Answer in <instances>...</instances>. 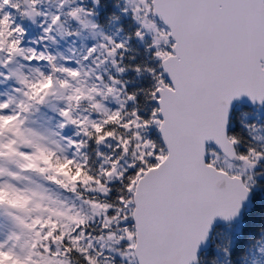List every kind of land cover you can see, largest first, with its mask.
I'll return each instance as SVG.
<instances>
[{
    "label": "snow or ice",
    "instance_id": "obj_1",
    "mask_svg": "<svg viewBox=\"0 0 264 264\" xmlns=\"http://www.w3.org/2000/svg\"><path fill=\"white\" fill-rule=\"evenodd\" d=\"M43 2L0 0V83L18 85L0 93V264H264V0H115L135 25L120 39L92 19L99 0ZM17 17L42 18L41 47ZM81 29L102 39L75 65L43 43ZM129 69L148 85L128 88ZM51 99L71 136L27 126ZM237 220L204 256L217 221Z\"/></svg>",
    "mask_w": 264,
    "mask_h": 264
},
{
    "label": "rangeland",
    "instance_id": "obj_2",
    "mask_svg": "<svg viewBox=\"0 0 264 264\" xmlns=\"http://www.w3.org/2000/svg\"><path fill=\"white\" fill-rule=\"evenodd\" d=\"M88 3H91V0H88ZM114 4L116 6L115 1H114ZM41 7L44 9H47L51 12H56V0H44ZM115 10H116L115 15H119L120 18L118 20H115V21L109 19L110 24L108 26L107 25L104 26V25L100 24L96 19V17H97L96 14L100 11L99 5L96 4L95 5V15L92 17V19L100 26V29H99L100 31H103L106 34H115L114 38L120 39V38H123L125 36L124 27H123V25H121V20L122 19H127V20L129 19L130 23L132 25H134V24H133L130 17H125V16L120 15L119 9L117 7H115ZM41 19L42 18H37L36 23L32 22V26H33L32 29L33 30H34V27H40L41 28V25H40ZM75 24H76L75 21L70 20L65 24V27H69L70 31H75ZM117 29H123V31L117 32ZM40 35L41 34H38L36 36L34 35L32 37V39L33 40L36 39L38 41ZM53 35H55V33H53ZM101 39L102 38L99 35L94 37L87 29H81L80 34L78 36L61 37L59 35H55V43H53L51 41H44L43 43L48 46V51L51 52L53 55H56L57 53H59L61 56L73 57L74 59L72 61H70V63L75 65V59L78 58L79 55H82L83 51L87 47H90L92 44L96 43L97 41H99ZM133 41H136V40H133ZM136 42H138V41H136ZM70 49H74L75 51H70ZM57 58L60 59V56H58ZM41 63H42V66H40L41 70L47 71V67L44 64V62H41ZM105 67H107L108 70L111 71L110 65H105ZM23 70L25 72L28 71L27 68H25ZM0 85H2V84L0 83ZM61 103H62L61 101L51 99L49 104L37 105L35 109L31 110L28 113V120L26 121L27 126L43 133L44 135H49L51 132H55L57 129V127H56L57 122L60 119V117L58 116V113L53 110L51 105H53V104L60 105ZM105 103L109 107H115V102L112 101L111 98H109L107 101H105ZM260 118H261V120H264V111L261 112ZM154 129L155 128L150 130L149 134L151 136H152ZM66 130H67V134L63 135V136H71L73 134V132L75 131V129L72 126H66ZM52 138L58 139V137H52ZM97 147H100L101 150H104L102 145L97 146ZM73 150L74 149L68 150V152L66 154L71 155ZM85 151L87 152V149ZM32 179L38 183L40 182L39 180H37L34 177H32ZM25 183H27V181H25ZM50 184L51 183L48 182V184H45L44 186L50 188L49 187ZM51 191L53 194L58 195L60 199H64L68 203H73V202L79 203V201L75 200V194L72 193L71 191H67V190L62 189V188H59V191H55L54 189H51ZM5 223L6 222L4 221V218L2 216H0V229L3 228ZM237 226H239V223H234V226L231 229H228L227 227H225V230H223L221 234L223 235L224 233H227L229 231L234 233Z\"/></svg>",
    "mask_w": 264,
    "mask_h": 264
},
{
    "label": "trees",
    "instance_id": "obj_3",
    "mask_svg": "<svg viewBox=\"0 0 264 264\" xmlns=\"http://www.w3.org/2000/svg\"><path fill=\"white\" fill-rule=\"evenodd\" d=\"M114 1L115 0H99V3L97 5H99L100 11L96 14V16H97L96 19L100 24H102L104 26H106V25L108 26L110 24V21H109L110 17H112L113 15L116 14V10H115L116 6L114 4ZM121 25H123V27H124L125 35L127 34V32H130L132 30V28L135 27L134 25H132L130 23L129 19L128 20L122 19ZM34 29L39 30L37 28H34ZM127 55L128 56H134L137 59H147V57L144 53L143 45L141 43H138V42L133 41V40L130 42V51L127 53ZM123 79L128 81V84H127L128 88H138V87H142V86H147L149 83L148 77L146 75H137L131 69H129L123 75ZM137 107L144 109V108L150 107V105L147 104L146 101L140 100L137 102ZM241 118H243V117H241ZM248 118L255 119L256 117H255V115H252ZM152 136L156 139H159V134H158V131L156 129L153 130ZM96 149H97V145L90 141L88 148H87V154L89 155L90 161L96 159V157H95V150ZM258 222H259L258 220L254 219L252 221L253 227ZM237 223L240 224V222H237ZM233 226L234 225H232V227ZM225 227H227V226L226 225H219V226L215 227V229L213 231V237L211 239V244H210L211 246L202 252V254L204 256L208 257V256H212V255L216 254L215 248H214V243L216 242V240H219L220 235H222L221 234L222 231L225 230ZM235 231L233 234H235ZM218 232L220 235H217ZM235 264H239V261L238 260L235 261Z\"/></svg>",
    "mask_w": 264,
    "mask_h": 264
},
{
    "label": "flooded vegetation",
    "instance_id": "obj_4",
    "mask_svg": "<svg viewBox=\"0 0 264 264\" xmlns=\"http://www.w3.org/2000/svg\"><path fill=\"white\" fill-rule=\"evenodd\" d=\"M22 24L25 22V19L21 18L20 21ZM27 40H26V32H25V37H24V44H26ZM8 82H10L11 86L8 84ZM2 85H0V93H5V92H12V90L10 89V87L12 88L13 85H16V82L12 79H9L8 81H5L3 83H1Z\"/></svg>",
    "mask_w": 264,
    "mask_h": 264
},
{
    "label": "clouds",
    "instance_id": "obj_5",
    "mask_svg": "<svg viewBox=\"0 0 264 264\" xmlns=\"http://www.w3.org/2000/svg\"><path fill=\"white\" fill-rule=\"evenodd\" d=\"M56 131H60V129H56ZM33 177L36 178L37 180H39L40 184H43V185L48 184V181L43 180V178H41V177H38V176H33ZM49 187L51 189H54L55 191H59V188L53 184H50Z\"/></svg>",
    "mask_w": 264,
    "mask_h": 264
},
{
    "label": "water",
    "instance_id": "obj_6",
    "mask_svg": "<svg viewBox=\"0 0 264 264\" xmlns=\"http://www.w3.org/2000/svg\"><path fill=\"white\" fill-rule=\"evenodd\" d=\"M234 222H239V220L234 221ZM234 222H232V224H234ZM223 224H224L223 222H221V221H217L216 226H217V225H223ZM216 226H215V227H216ZM214 229H215V228H214ZM211 238H212V237H211ZM211 238L207 241L206 244H204V245L201 246V253H202L205 249H207V248L210 246Z\"/></svg>",
    "mask_w": 264,
    "mask_h": 264
}]
</instances>
